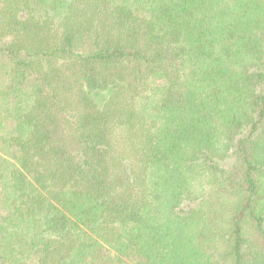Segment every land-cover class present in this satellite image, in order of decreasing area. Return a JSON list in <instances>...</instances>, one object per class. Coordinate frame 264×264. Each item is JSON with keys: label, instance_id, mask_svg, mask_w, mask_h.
Segmentation results:
<instances>
[{"label": "trees", "instance_id": "16d2710c", "mask_svg": "<svg viewBox=\"0 0 264 264\" xmlns=\"http://www.w3.org/2000/svg\"><path fill=\"white\" fill-rule=\"evenodd\" d=\"M0 264H264V0H0Z\"/></svg>", "mask_w": 264, "mask_h": 264}]
</instances>
